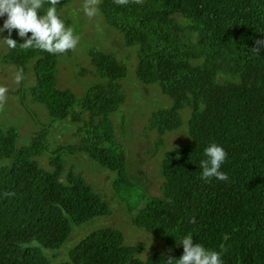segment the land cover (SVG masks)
Listing matches in <instances>:
<instances>
[{"label":"trees","instance_id":"1","mask_svg":"<svg viewBox=\"0 0 264 264\" xmlns=\"http://www.w3.org/2000/svg\"><path fill=\"white\" fill-rule=\"evenodd\" d=\"M70 3L59 0L58 14ZM47 7L43 0L41 12ZM98 9L127 46L137 47L139 81L158 85L172 101L148 124L159 135L157 151L163 149L154 174L158 192L148 193L129 175L125 145L112 126L111 113L125 99L121 81L128 68L91 49L101 80L82 101L90 117L79 127L76 145L52 150V170L37 159L48 149L42 134L18 146V130L0 125V160L9 161L0 166V264H54L47 251L60 256L74 226L110 212L82 173L71 168L62 177L66 155L77 150L115 174L113 190L132 223L162 249L142 258V243L128 245L120 229L106 226L88 232L57 264H164L182 254L186 234L221 252L223 264H264V0H101ZM11 38L23 42L15 29ZM59 55L17 45L2 61L13 64L21 79L32 61L33 99L56 120L80 119L75 92L57 86ZM184 109L190 110L186 120ZM179 128L187 141L165 147L164 136ZM213 142L226 151L220 170L227 180L205 182L199 161Z\"/></svg>","mask_w":264,"mask_h":264},{"label":"rangeland","instance_id":"2","mask_svg":"<svg viewBox=\"0 0 264 264\" xmlns=\"http://www.w3.org/2000/svg\"><path fill=\"white\" fill-rule=\"evenodd\" d=\"M100 1L96 2L97 8ZM83 4L84 0H72V3L60 6V15L65 25L73 29L78 37V43L73 50L60 54L57 60V86L75 92L76 102L73 104V110L81 113V118L74 119L69 115L64 120H56L45 105L35 101L29 91L36 78L32 61L27 63L28 69L24 79H21L13 64L2 61V55L6 54L9 48L0 40V125L4 130L9 127L18 130V146L25 145L33 136L42 134L48 142V149L37 159L42 167L52 170L50 163L52 150L60 145L70 147L76 145L80 139L78 129L90 117L89 112L83 108L82 101L87 89L101 78L95 74L88 51L97 49L110 53L117 62L128 68L125 78L121 81L125 99L110 116L114 133L125 145L129 175L142 184L148 193L156 194L160 180L156 179L154 174L160 167L163 149L157 151L155 142L159 135L155 130L148 128V124L154 111L169 107L172 101L162 93L158 85L139 81L135 74L137 47L127 46L122 33L106 23L99 9L96 15L85 16ZM6 36L5 31L0 33V38ZM182 114L186 120L190 116V110L184 109ZM164 137L165 147L179 146L187 141L184 128L168 131ZM8 162L2 159L0 166ZM71 168L82 173L95 191L103 196L110 205V212L92 219L83 226H74L65 247L60 251V256L54 257L52 252L47 251L52 263L57 264L67 257L68 249L88 232L106 226L120 229L128 245L142 243L144 249L139 253L142 258L162 249L161 243L132 223V217L125 209L124 203L113 190L112 180L115 177L113 172L100 167L81 150L66 155L63 178Z\"/></svg>","mask_w":264,"mask_h":264},{"label":"clouds","instance_id":"3","mask_svg":"<svg viewBox=\"0 0 264 264\" xmlns=\"http://www.w3.org/2000/svg\"><path fill=\"white\" fill-rule=\"evenodd\" d=\"M97 0H84L83 13L92 17L97 14ZM122 2V0H121ZM59 0H48V7L41 12L43 0H0V33L7 30L8 35L0 38L9 49L17 45L24 48H37L50 54H63L73 50L78 37L73 29L65 25L57 12ZM13 29L22 43L11 38ZM30 33V35H29ZM203 159L199 161L200 179L207 182L215 178L227 180V175L220 170L226 158V151L217 143H209L203 149ZM182 254L178 259L169 257L164 264H223L221 252L206 248L193 241L190 235L181 237Z\"/></svg>","mask_w":264,"mask_h":264}]
</instances>
